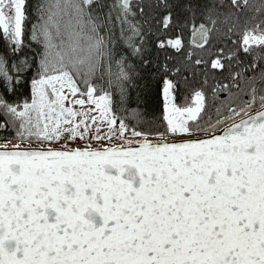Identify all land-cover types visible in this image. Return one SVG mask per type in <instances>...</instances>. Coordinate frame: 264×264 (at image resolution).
I'll return each mask as SVG.
<instances>
[{
  "label": "snow or ice",
  "instance_id": "6c2138e0",
  "mask_svg": "<svg viewBox=\"0 0 264 264\" xmlns=\"http://www.w3.org/2000/svg\"><path fill=\"white\" fill-rule=\"evenodd\" d=\"M0 264H264V0H0Z\"/></svg>",
  "mask_w": 264,
  "mask_h": 264
},
{
  "label": "trees",
  "instance_id": "16d2710c",
  "mask_svg": "<svg viewBox=\"0 0 264 264\" xmlns=\"http://www.w3.org/2000/svg\"><path fill=\"white\" fill-rule=\"evenodd\" d=\"M185 41H187V39H188V36H185ZM222 95H223V93H222ZM177 103L178 104H183L184 103V97L182 96V95H177Z\"/></svg>",
  "mask_w": 264,
  "mask_h": 264
}]
</instances>
